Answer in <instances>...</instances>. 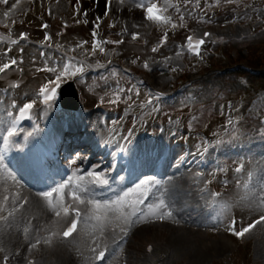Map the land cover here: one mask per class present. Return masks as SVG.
Wrapping results in <instances>:
<instances>
[{
	"label": "rangeland",
	"instance_id": "374dc122",
	"mask_svg": "<svg viewBox=\"0 0 264 264\" xmlns=\"http://www.w3.org/2000/svg\"><path fill=\"white\" fill-rule=\"evenodd\" d=\"M79 0H49V2L39 5L38 10L41 11L42 7L45 5L46 9L52 11V19L45 18L50 24V30L55 37V45L72 51L78 55H81L83 58L89 59L87 49L88 44L84 43L85 39L83 36H88L89 38V26L86 23L80 24V17L77 15L76 7L78 6ZM84 2V0H82ZM214 0H209L207 4H212ZM222 1V5L227 3L226 0ZM90 3V22L97 21V16H105L107 22L104 23V30L110 29V32L106 33L112 41L123 40L122 44L110 43L104 49V52H95L97 59L88 63V69L90 72L89 78L87 80H81L78 82V88L80 93L84 96L83 100L86 107L93 109H98L100 105V98L105 97V102H107L108 96L115 90L119 89V82L114 78V73L112 71L107 72L108 78L102 79V81L95 80L91 73L97 71L106 66V63L109 59L116 58L123 61L126 65H143L145 62L148 63L149 69L147 74H141L148 83L156 88L169 91L175 86V82L178 77L182 75V72L186 71L189 64L188 57L183 49L185 46V39L190 35H198L203 27L200 21V13L196 12V9L192 3H186L185 0H160L158 4L163 7V10L170 16L173 21L181 22L180 26L182 29L178 28V32L170 38H167L166 42H163L164 29H161L150 21L144 18V13L142 10L137 7L139 3L135 0H124V3L121 5L119 0H114V3L111 5V11L106 15L104 12H99V4L93 5V0H87ZM225 2V3H223ZM236 7L238 11L236 13L243 12L246 7L244 4L245 0H235ZM16 4V3H15ZM102 7L105 8V0H102L100 3ZM13 5V4H12ZM94 9H93V8ZM92 8V9H91ZM209 8V7H208ZM126 10H137L139 11V17L125 19L124 12ZM27 9L16 13L15 9L9 8L8 10L0 12V24H11L13 21L20 26L18 32L12 31L14 33V38L20 36L22 31L26 29L29 30L32 34L43 35V30L41 29V23L39 19L36 21H29L27 28H22L21 25L24 22L23 13ZM8 12L9 15L5 17L4 13ZM176 16V20L175 17ZM181 16L185 20H181ZM56 18V19H55ZM105 18H102L104 21ZM55 20V21H54ZM181 20V21H180ZM27 23V24H28ZM63 24L67 25V29L62 32L61 27ZM40 25V26H39ZM91 25V24H90ZM114 25V26H113ZM34 26V27H32ZM214 27L213 30L216 31V37H226L228 39H241L249 35L251 26L248 24L241 25L236 22L234 14L231 11H225L218 14L216 20L212 23ZM111 32L115 34V38L111 37ZM132 33H141L144 38L143 42L140 44H134L132 41ZM23 44L21 47H25ZM153 48L156 49L153 52ZM74 49V51H73ZM24 61H25V76L26 80H23V87L19 91L20 98H33L38 84L43 83V81L53 78V74L47 71H39V69L46 66L50 67L53 64L51 62H46L45 60L39 57V53L34 49H24ZM248 57L249 54L245 50L242 53V56ZM133 60H136V63H132ZM103 61V62H102ZM0 63L2 60L0 58ZM171 67H166L167 65ZM172 68H175L176 71H172ZM92 82L90 83V81ZM25 82V83H24ZM123 98V96H122ZM142 99V98H141ZM124 102V100L122 99ZM109 106H114V104H109ZM221 113L220 103L215 106V115L219 116ZM181 114V115H180ZM177 116L180 117L181 126L179 129H186V116L182 113ZM164 116H174L170 112L164 113ZM176 116V117H177ZM175 117V118H176ZM222 125V123H221ZM220 125V126H221ZM3 128V119L2 114L0 113V132ZM211 131L213 127H210ZM176 133V129L169 131V134L166 137H162L163 140H169L173 134ZM193 132H188V137L186 139L187 143L192 144L196 141L191 135ZM192 137V138H191ZM262 137L252 138L249 143L243 145L244 148L256 149L251 154H248L246 157L248 161L247 172L252 173L254 178L257 181V178H262L261 187L250 195V201L246 202L245 199L240 201V196L236 197L241 206L244 207V204L249 205L246 213L244 222H248L253 218L257 217L264 212V207H258V205H264V150L260 154L257 150V144ZM176 144H179L177 142ZM242 148V147H241ZM179 150V147H177ZM149 168V167H148ZM7 174L4 171H0V187L3 186L2 180L6 179ZM178 180V181H177ZM12 184H14L11 181ZM173 190L175 197L183 199L182 194L183 187V176L181 174H176L172 177ZM170 184L168 187H170ZM1 192V191H0ZM159 201V200H158ZM158 201L156 203H158ZM229 198L226 195L224 197V203L227 207L218 210V213L210 219H200L198 222L187 223V222H178L172 220L169 225L167 224H150L145 223L134 229V232L130 234L129 239L130 243L128 250L130 251V257L133 264H212L215 261H220L223 264H235L234 255L238 249V243L234 238L215 236V235H206L200 231L202 226L210 225V228L213 226H219L224 221V217L227 216V209H230ZM44 202V201H43ZM46 204V202H44ZM44 207L43 204H40ZM47 205V204H46ZM51 210H53L51 208ZM150 214V213H149ZM118 214H112L110 218L106 221H116V223L122 224L121 220H116L115 216ZM25 217L33 216L36 218L37 222L41 225V214L38 211L36 206H29L27 208ZM152 218V216L150 215ZM166 218V217H165ZM153 219H157L153 217ZM103 221V222H106ZM0 223L1 220H0ZM148 226L149 228H156L153 231L162 230L164 233L170 235L171 239L161 248L157 249L153 256H147L144 250L138 252L136 250L137 243L143 238L144 234H150V231L147 229L144 233H141L142 229L146 228L143 226ZM2 224L0 225V227ZM41 228V227H40ZM186 230V231H185ZM0 257L5 258L8 256L16 264H23L22 258L16 254L20 253L22 250H26L31 243H33L37 238H40L44 234V230L40 229V235L37 233H32V235H27V232H11L5 230L4 226L0 228ZM21 231V230H20ZM158 233V232H157ZM161 234V233H160ZM255 234V233H254ZM254 234L252 236H254ZM90 238L92 241H95L94 235L87 230H84L82 234L81 244L73 248V255L76 258V262L72 263L68 261V257L63 253L64 250L61 246L53 248H48L47 251H44V255H49L52 257L43 258L44 261L49 262L50 264H82L90 255L91 243L87 242V239ZM20 239L23 242H29L24 248L20 243ZM30 239V240H28ZM128 239V240H129ZM91 241V242H92ZM245 245H242V248L245 247L246 258H250V264H264V228L257 233L256 237L249 239ZM94 245V242H93ZM88 249L86 254L85 249ZM65 251V250H64ZM1 262V259H0ZM2 264V263H0ZM117 264V263H113Z\"/></svg>",
	"mask_w": 264,
	"mask_h": 264
},
{
	"label": "snow or ice",
	"instance_id": "6c2138e0",
	"mask_svg": "<svg viewBox=\"0 0 264 264\" xmlns=\"http://www.w3.org/2000/svg\"><path fill=\"white\" fill-rule=\"evenodd\" d=\"M98 2V0H97ZM186 3H191V0H185ZM227 3H232L233 0H226ZM119 3L122 5L124 3V0H119ZM0 4H8V0H0ZM16 4L12 5V8H16ZM197 2V7H198ZM142 12L144 13V18L148 21H163L165 19L164 16L160 15L161 11H163L161 8H159L156 3L152 2V0H149V2L145 5L143 3L137 5ZM111 9V0H105V15L110 12ZM79 11V9H78ZM51 14V13H50ZM5 17L9 15L8 12L4 13ZM84 15L87 16L88 13L85 11ZM97 21H101L102 17L97 16ZM181 20H183V17L181 16ZM114 26V25H113ZM43 28H48L47 24L42 25ZM96 29L100 27L99 23L95 25ZM173 28L176 27L175 24L172 25ZM98 36L97 31H93V37H94V43L92 52L95 54V52L98 49V46L100 43H108V41H99L95 38ZM211 36V33L204 32L203 36L199 39H194L193 36L187 37V47L189 51L194 52L196 55H200V49L201 47L206 43V39ZM132 38L135 40L138 38L137 33H132ZM20 40H26L27 39V33H20ZM45 41L51 40V36L49 34H45L44 37ZM167 40V33L164 34L163 42H166ZM13 44L17 43V41L13 40ZM87 43V42H84ZM111 43L114 44H122L123 40L118 41H112ZM100 52H104L103 47H99L98 49ZM8 51H11V48L8 49ZM74 51V49H73ZM153 52L156 51L155 48L152 50ZM21 54L24 52L23 48H20ZM7 56V52L4 54ZM23 63V57L18 60L14 57H9L7 62L0 63V74H5L8 70H11L15 67H18L20 64ZM108 63H111V61H108ZM132 63H136V60H133ZM89 65H86L85 62L76 60L73 56H65L64 62H56L52 66L44 67L39 69V71H47L53 74V78L49 79L45 84H43L39 88V98L42 100V102L48 106L51 107V102L54 101L57 97L58 90L61 86V83L69 78H75L78 76H82V74L85 71V68ZM144 68L147 70L149 69V65L147 62L144 63ZM19 71H23L22 68L18 69ZM172 71H176L175 68H172ZM18 87L19 85H15ZM133 92V89L127 90V100H132V95L130 93ZM125 95L124 89H117L113 91L107 99V103L109 104H119L122 101V96ZM135 95L137 98H139V90H135ZM149 98L145 101L148 105H153V109L155 111H159L158 108H155L156 101H159L161 97L163 96V93H152L150 92L148 94ZM100 102L103 104L105 103V97L100 98ZM36 103V100H32L28 103H23L22 106L18 108V114L14 115L13 112H8V116L12 117L11 122L9 123L8 127L5 129L4 134L2 135V142H3V148H0V168L7 169V165L4 163L5 161V151L9 150L10 148H16L18 150H22L24 145H20L16 143V141L13 139L15 137H19L21 135L22 129L20 128V123L24 119H30L31 113L33 111L34 105ZM12 107L14 110L17 109V106L15 102H13ZM143 107V105H141ZM231 107V105H229ZM238 111V110H237ZM195 119V117H193ZM115 123V122H113ZM241 121L240 118L233 119L231 115H229V118L227 120L226 125L224 126V132L229 137V139L225 140L223 138H220L217 142L213 143L212 141H202L201 151H208V147H204L203 145H208L210 147H218L220 145L226 144V143H232L236 139L239 138L240 133L237 131V127L240 125ZM39 129H35V131H38ZM133 130H129L127 133V136H124L120 134V139L124 140L125 143H129L131 141ZM34 132H27L24 135V141L27 142L28 139L33 136ZM116 133L114 132L113 138L115 137ZM261 135H264V132H261ZM213 136H219V133H213ZM119 144V140L116 141ZM127 151V148L125 146H121V152ZM81 157L79 154L75 155L73 158L70 159L69 163L74 165L77 163L78 160H80ZM243 169V165H240L236 168V172L239 173ZM86 176L89 179V183L93 186H104L109 184V180L107 178L106 173L96 172V171H89L86 173ZM124 178L121 177V180ZM76 180L83 181L84 175L77 174ZM155 178L154 177H147L144 180H141L139 184L136 185L135 190H130V192L124 193L123 197H117L116 200H108L101 202L100 200H96L93 198H82L81 195H78L76 191L71 192V203H65L64 195L66 192V189H68L71 186V179H69L66 182H54L55 186L49 187V190L42 191L40 193L41 196L48 198V203L52 205L55 208V215L57 217L61 216V209L63 210V213L65 216H68L69 212L71 211L74 213V215L71 216L70 219L66 221L67 227L66 230L63 231L62 235L63 237L67 238L71 236L76 230L78 223L81 221L82 218V209L78 205H85L86 211L85 214L89 216V218H95L97 221H106L110 218L112 214H118L115 216L116 220H123L125 227H130L133 223V218H141L142 213L137 212L138 206H143L145 204V201L148 200L149 196L151 195V188L152 185L155 184ZM208 183H211V180L208 181ZM77 189L81 188V185L77 183L75 186ZM89 191L87 187L83 188V192L86 194ZM135 192V199L134 200H128L130 193ZM60 195V200L53 204V198L55 195ZM217 197H219V193L215 194ZM9 196L5 195L3 197V200L0 201V213H3L4 208L8 205ZM21 199H23L21 197ZM25 204L27 203V200L23 201ZM19 205V201L16 202V204L12 205V210L8 212V216L11 217L13 215V211L15 208ZM127 205L128 208H130L129 212H124L122 209ZM87 206H91L90 209L87 208ZM222 207H227L226 205ZM258 207H264V205H258ZM149 213L152 217H155L159 219L160 221H163L165 217H171L173 215V212L170 210L169 206L165 203L163 199H160L158 203H152L148 205ZM5 217L3 215H0V220H4ZM261 222H264V215H261L260 218L253 223L248 224L247 226H241L239 229L237 228V221L233 218L231 220L229 227V231L232 235L243 238L245 234L249 233L255 226ZM125 227H121L120 231L124 235H126ZM57 233H53V235H56ZM46 243L48 241H45ZM40 244V239H36L35 243H31L28 247V252L31 253L33 249L37 247V245ZM94 244L96 242L94 241ZM107 247L106 245L96 244L95 247L91 249V251L94 253V259L97 261H103L105 259ZM151 250V249H149ZM5 264H8V257L5 256ZM28 264H34V262L29 259Z\"/></svg>",
	"mask_w": 264,
	"mask_h": 264
},
{
	"label": "bare ground",
	"instance_id": "6f19581e",
	"mask_svg": "<svg viewBox=\"0 0 264 264\" xmlns=\"http://www.w3.org/2000/svg\"><path fill=\"white\" fill-rule=\"evenodd\" d=\"M105 8L101 6H99L98 8V11L99 12H104ZM124 18L125 19H128V18H136V17H139V11L137 10H126L124 12ZM8 79H11L13 81H16L18 78H19V74L17 73L16 75L15 74H11L7 77ZM46 224L49 225L46 221ZM144 230H142L143 232ZM157 232H160L157 230ZM172 235H169L162 232L161 231V234H157L155 233L153 230H151V233L150 234H147L146 233V236L143 237V244H146L145 245V248H147L150 244H160V242H163L165 240H168V239H171ZM35 251L37 252V254L39 255V257H42V253L44 251V249H39V248H35Z\"/></svg>",
	"mask_w": 264,
	"mask_h": 264
}]
</instances>
